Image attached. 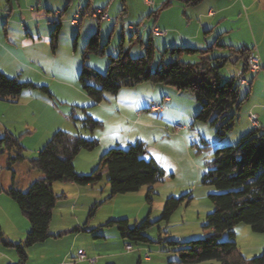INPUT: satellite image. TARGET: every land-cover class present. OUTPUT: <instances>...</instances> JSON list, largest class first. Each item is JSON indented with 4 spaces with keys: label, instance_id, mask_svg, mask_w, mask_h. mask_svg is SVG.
<instances>
[{
    "label": "rangeland",
    "instance_id": "obj_1",
    "mask_svg": "<svg viewBox=\"0 0 264 264\" xmlns=\"http://www.w3.org/2000/svg\"><path fill=\"white\" fill-rule=\"evenodd\" d=\"M167 1L0 0V71L9 78H17L20 83H30L35 87L22 91L17 99H21L20 103H0L1 119L10 128L8 133L13 131L10 134L13 133L19 138L20 144L24 145L25 158L31 160L37 155L33 153L37 138L33 134V128L41 134L47 127L59 126L61 129L56 131L97 140V148L91 152L81 151L75 160H78L80 168V172L75 173L79 176L89 175L98 166L101 156L110 149L106 146V137L115 132L121 141L119 145L115 142L112 148L126 149L128 145L141 141L147 150V158L154 159L164 174L162 180L153 187L151 202L146 199L148 187L109 199L104 192V187L109 189L105 171L101 173V180L93 185L76 187L85 190L79 198L76 197V191H71L70 198L57 200L52 211L49 234L57 235L68 231L75 220L79 221V230L65 232V235L55 241L52 236L48 238L44 247L48 251L57 248H71L74 251L82 249L87 254V259L93 258L103 264L102 258L115 250L116 240H122L116 227H108L106 223L127 220L132 228L147 220L151 225L143 231V235L148 241L126 242L131 244L132 252H137L141 257L149 255L154 259L151 264H179L177 250L182 244L203 239L212 233L203 227L207 215L213 211L209 196L216 190L202 182L203 176L215 151L235 146L242 136L250 132L247 121V117L251 116L250 112L257 113L253 111L254 107H264V64H260L262 69L259 72L252 74L247 70L246 60V72L243 75L248 83L247 86L238 87L239 110L234 107L228 112L229 116L235 115L234 126L223 136L211 126V120L203 122L196 119L200 104L188 92L173 89L182 96L176 111L151 113L144 111L143 107L147 102L154 101L160 92L153 91L154 86L150 83H141L133 89L122 88L115 95L104 93L103 100L97 105L81 91L78 84L81 54L93 34L98 35L99 44L104 47V55L89 56L87 65L102 74L106 71L110 56L114 57L119 52L129 53L132 58L144 55L153 30H159L162 35L161 30L167 29L168 37L172 40L194 37L201 20L198 16H191L189 21L185 14L196 10L194 12L203 15L201 8L204 3L185 9L178 1H171L164 7ZM244 7L242 4L241 11L234 6L225 13V27L230 31L224 35V39L228 45L233 43L231 45L242 46L243 50L256 47L264 58V3L260 0L248 12ZM99 10L107 15L105 21L95 17L94 13ZM76 16L77 25L72 23ZM25 19L31 21L27 23ZM56 25L60 28L57 45L53 47L51 32ZM154 25L159 29L153 28ZM129 26L137 33L129 30ZM204 32L201 30V38L207 36ZM152 44L154 54L149 69L153 72L161 60L167 62L172 57L170 52L165 53L166 48L172 50L174 47L165 45V41L157 37L152 38ZM191 45L193 44L181 42L176 48L193 49ZM180 57L182 62L189 64L201 61L196 53H182ZM225 57L227 61L223 64L221 58ZM236 57L238 55L229 52L214 51L206 54V59L211 61L213 67L218 65L217 61L222 64L218 71L223 81L232 79L241 69L240 64H234ZM251 81V86H248ZM29 92L35 95V101L27 106L25 103L30 100ZM39 97L45 98L51 104L50 107L39 103ZM138 112L143 115L141 119L136 117ZM85 115L102 122V128L93 132L84 129L81 120ZM102 132L106 137L104 143L100 144L99 136ZM128 135L129 139L125 137ZM17 166L14 170L19 174V168L27 165ZM1 167L0 185L8 189L11 186V173L3 169V163ZM35 174L37 173H32V176ZM27 186L23 191L27 190ZM61 191L58 188L56 193ZM169 198H182V202L169 220L164 221L161 217ZM23 219L28 223L26 218ZM232 231L233 240L243 258L249 260L262 254L264 233L253 232L243 223L237 224ZM26 234L22 240L14 243L23 241ZM229 239V233H223L221 241ZM170 242L178 245L169 246ZM0 246L4 251H11L16 255L13 249ZM39 246L42 245L27 249V258L30 255L28 264H36L39 260L43 252L39 251L42 248ZM85 262L88 263L87 260ZM140 264L146 263L142 261ZM198 264L219 263L206 261Z\"/></svg>",
    "mask_w": 264,
    "mask_h": 264
},
{
    "label": "trees",
    "instance_id": "obj_2",
    "mask_svg": "<svg viewBox=\"0 0 264 264\" xmlns=\"http://www.w3.org/2000/svg\"><path fill=\"white\" fill-rule=\"evenodd\" d=\"M171 1H178L184 8H189L198 5L202 0H168L164 7ZM59 28L60 26L56 25L51 32L53 47L57 45ZM218 48L238 55L235 64L239 62L242 71L246 72V60L250 50L232 49L219 44L203 52L189 48L166 50L165 53L170 52L173 59L167 62L161 60L157 69L152 72L149 66L153 59L154 47L150 37L144 55L132 58L129 53L119 52L114 57L110 56L106 71L102 74L87 65L89 56L104 55V47L100 46L98 35L93 34L81 54L78 84L81 91L95 105L101 103L104 93L115 95L122 88H134L141 83L169 86L179 92H188L200 104L196 119L203 122L211 120V126L223 136L234 126L235 115L229 116L228 112L234 107L239 110L240 84L236 82L235 77L223 81L218 71L222 64L217 61L218 65L213 67L211 61L206 59V54ZM182 53H196L201 61L195 64L184 63L180 60ZM221 59L225 64L227 57ZM34 88L32 84L20 83L17 78H9L0 71V101H17L23 90ZM41 90L48 93L45 88ZM81 123L82 127L90 132L103 126L102 122L88 115H85ZM97 147L98 142L95 139H84L78 135L56 131L36 157L27 160L19 138L8 132L0 135V160L3 162V169L11 173V186L4 190L0 185V193L4 192L16 204L30 226L25 239L18 243L7 239L0 227V244L13 249L17 256V261L11 264H26L27 249L51 237L49 225L52 211L60 198L53 192L55 183H73L82 187L93 185L101 180V173L105 171L110 190L109 199L148 187L146 199L148 202L152 201L153 187L162 180L164 174L154 159L147 158L148 153L143 142L136 141L126 149L111 148L101 156L98 166L89 175H77L73 165L76 156L81 151L91 152ZM23 163H26L30 171L41 175L25 191L17 188L14 183V168ZM202 182L216 190L209 196L213 211L207 215L203 227L212 233L203 239L182 244L177 250L178 263L216 261L219 264H264V251L260 256L249 260L243 258L233 240L232 231L237 224L243 223L253 232L264 233V127L248 132L235 146L217 149ZM181 202L182 198L167 199L161 219L168 221ZM150 225L147 220L132 228L127 220L106 223L108 227H116L122 240L134 243L148 241L143 231ZM225 232L229 233L230 239L221 241ZM176 245V242L169 243V246Z\"/></svg>",
    "mask_w": 264,
    "mask_h": 264
},
{
    "label": "crops",
    "instance_id": "obj_3",
    "mask_svg": "<svg viewBox=\"0 0 264 264\" xmlns=\"http://www.w3.org/2000/svg\"><path fill=\"white\" fill-rule=\"evenodd\" d=\"M259 1L260 0H202L199 3V5L202 2L204 3L203 7L201 8L203 15L198 13V12H194L196 10H193V11L185 14L187 16V18L189 19V21H191V18H192L191 16H198L201 20L199 23L200 25L195 30L194 37H192V38L180 37L179 39H181V40H179V41L178 40H172L170 37H168L169 33L166 31L167 29H164V30L160 29L163 32L162 35L153 36L151 34V37L152 38L153 37L161 38L165 41V45L173 46L174 48H176V46H180L181 42H187L188 45L193 44V45H191L192 46L191 48H193L192 50H196L199 52H203L204 50L212 48L215 44L231 47L232 49H242V46L236 45L237 46L236 47L234 45H231L233 43H230V45H228V43L224 39V35L230 31V29L228 30L225 27V23H224L225 13L234 6L242 11V4L245 6L244 8H245L246 12H248L255 5V3H259ZM262 1L264 3V0H262ZM211 6H214V7H211ZM105 18H106V16H105ZM25 21H27V23H29L31 21V19H25ZM101 21H105V20H101ZM6 24H7V21L5 22V25ZM154 27L158 28L156 25H154L153 28ZM205 29H206V31L204 32ZM201 30H203L204 34H207V36H203V38H201V36H200ZM26 31H27V29H26ZM35 32H38V31H35ZM133 32L137 33L136 30ZM191 40L196 41V42L192 43ZM253 48L257 50L256 47H253ZM253 48H251V49H253ZM251 49H249V50H251ZM166 50H168V47L166 48ZM214 51H218L220 53H223V52L227 53L228 52L227 49L218 48V49H214L210 53H214ZM257 53H258L259 58H260V63L264 64L263 56L259 54L258 50H257ZM172 59H173L172 57H169L168 61H171ZM236 60H237V57H236ZM236 60H235V62H236ZM235 62H234V64H235ZM237 64L239 65L240 63L238 62ZM251 84H252V81L248 86H251ZM244 86H247V85H244ZM142 87H147V86H142ZM171 88H167L163 85L154 86V88H152V90L160 92L161 95L159 94L157 97H155L153 99L154 101H152L150 103L147 102L144 105L143 110L146 112L149 111L152 113L153 111L149 110L150 106L152 104H158L161 106L163 105V107H162L161 111L155 112V113H161V112L169 113L171 111H176L178 109L179 104H181L179 99L180 98L182 99V96H181V94H179V92H175L173 90L174 88H172V89ZM144 89H146V88H144ZM28 97L30 98V100H27L28 102L25 103L27 106L31 105L32 102L35 101L33 99V98H35V95L33 96V94L31 92H29ZM164 99L167 101L165 102ZM20 101H21V99L18 100L17 102L20 103ZM37 101L39 103H44L46 106L48 105L49 107L51 105L49 102H47V100H45V98H42V97H39ZM0 103H1V101H0ZM165 107L166 108L168 107V108L165 109ZM253 111L254 112L256 111L257 113L250 112V115H252L256 118L258 125H259V129L264 127V107H254ZM1 117H2V114L0 113V135L3 134L4 132L10 131V128L3 123ZM136 117L141 119L143 117V115H140V113L138 112ZM249 117L250 116L247 117V121L249 123V128H250L249 130L252 131V130H255V128L251 124V122L249 121ZM122 120H124V119H122ZM64 122L67 123V121H64ZM118 122H120V120ZM57 129H61V128L59 126L58 127H56V126L47 127L46 129L43 130V132L41 134H39V132L33 128V134L35 135V137H37L35 139L36 142H35V147H34L35 149L33 151L34 154H37L39 152V150L50 140L51 136L53 135L54 132H56ZM11 132H13V131H11ZM30 135H32V133ZM117 135H118V133L111 132V134L106 137L104 132H102L101 135L99 136V143L100 144L104 143V138L106 137V141H107L106 146L111 149L112 146H114L115 142H117V145H119V142L121 141V139H119V137H117ZM31 137H33V136H31ZM125 137L129 139V135L125 136ZM25 139H27V138H25ZM136 140H139V139H136ZM22 146H24V145H22ZM80 154H81V152L78 155H80ZM75 160H76V158L73 161L74 169H75V171H77L76 173H79L80 172L79 171L80 170L79 162H78V160L77 161H75ZM2 163H3L2 160H0V165H2ZM23 165H26V163L19 164V166H17V167H22ZM24 167L19 168V174H17L16 173L17 171L14 170L15 171V179H14L15 182L14 183H15V186L17 188H19L20 190H24V188L27 185H28L27 186V188H28L29 185L33 181H35L41 177V175L38 172L30 171L27 166H24ZM24 170H26L25 173H24ZM32 173H37V174L33 175V176H35V177H33ZM58 185H56V183L53 185V192L57 197H60L59 199L70 198V194H71L70 192L71 191H76V193H77L76 197L80 196L81 193H84V191H85V190H80V188H76L79 186H77L73 183H58ZM58 188H61V190H62L61 193H56V190H58ZM3 189L6 190V188H3ZM105 190H106V187H104V192H105L106 196H109L110 190L109 189H107L106 191ZM76 202H77V200H76ZM23 217L24 216L20 213V211L16 207V204L4 192H1L0 193V227L2 229L4 236L7 237L12 242H17L18 240H22L24 238L26 232H28V230H29V224L27 222H25ZM78 222L75 220L74 223H72V225H70V227H68L69 228V229H67L68 231H62V232L58 233L57 235H51L54 238V241H55V239L61 238L66 233L74 232V229H76V228L79 230V223ZM47 243L48 242L45 241L43 243L37 244V245H42V246H39V247H42V248H40L41 250L39 249V251H43V252L40 254V258L36 264H71V263L72 264H75V263L76 264H86V262H85L86 260L88 261L87 264H100V261L96 262V260L93 258L87 259V254L84 251H83L85 254L84 259L79 261L77 259V253H78V251H82V249H77L76 251H74V250H71V248H57L56 250L51 249L50 251H48L46 248H44ZM35 246L36 245H34L33 247H35ZM125 246H126L125 241L116 240L115 250L109 256L102 258L103 264H140V263H142V261H144V263H146V264L153 263L154 259L150 258L149 255L147 258L145 257V255H144V257H141V255L138 254L137 252H132L133 249H131V251H126ZM140 250L143 251V248H141ZM139 253H140V251H139ZM29 256L30 255H28L27 261H29V258H30ZM16 261H17V257L13 252L4 251L0 246V264H11V263H14ZM27 261H26V264H28Z\"/></svg>",
    "mask_w": 264,
    "mask_h": 264
},
{
    "label": "built area",
    "instance_id": "obj_4",
    "mask_svg": "<svg viewBox=\"0 0 264 264\" xmlns=\"http://www.w3.org/2000/svg\"><path fill=\"white\" fill-rule=\"evenodd\" d=\"M95 17L98 18L99 20H104V16H107L103 11H96L94 13ZM73 24H77V16L75 17V19L72 21ZM129 30H134L133 27L129 26ZM153 36H158L161 35V32L159 30H153L151 33ZM249 56L247 59V70L252 73V74H256L257 72H259L262 67H261V63H260V58L259 55L257 53L256 49H251L249 52ZM235 79L236 82H238L240 85H246L248 83V81L244 78L243 75V71L240 69L237 71L236 75H235ZM164 101L166 102L167 100L164 99ZM163 105H158V104H152L149 108V110L153 111V112H159L161 111ZM249 121L251 122V124L254 126V128H259L258 122L256 120V118L254 116H250L249 117ZM132 246L127 244L125 246V250L126 251H131ZM85 257V254L83 251H78L77 253V259L79 261L83 260ZM146 258L148 257L147 255L145 256Z\"/></svg>",
    "mask_w": 264,
    "mask_h": 264
},
{
    "label": "bare ground",
    "instance_id": "obj_5",
    "mask_svg": "<svg viewBox=\"0 0 264 264\" xmlns=\"http://www.w3.org/2000/svg\"><path fill=\"white\" fill-rule=\"evenodd\" d=\"M104 18H105V16H104Z\"/></svg>",
    "mask_w": 264,
    "mask_h": 264
}]
</instances>
